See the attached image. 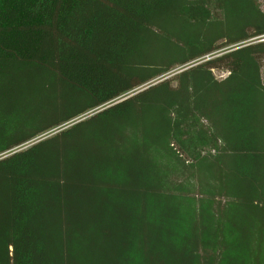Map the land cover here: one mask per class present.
I'll return each instance as SVG.
<instances>
[{
	"label": "trees",
	"instance_id": "trees-1",
	"mask_svg": "<svg viewBox=\"0 0 264 264\" xmlns=\"http://www.w3.org/2000/svg\"><path fill=\"white\" fill-rule=\"evenodd\" d=\"M259 2L0 0V154L9 153L0 157V264H193L194 246L146 214L157 189L145 179L152 131L180 155H196L194 139L214 144L219 193L264 213V41L17 149L176 66L264 35ZM135 118L142 141L119 129Z\"/></svg>",
	"mask_w": 264,
	"mask_h": 264
},
{
	"label": "rangeland",
	"instance_id": "rangeland-1",
	"mask_svg": "<svg viewBox=\"0 0 264 264\" xmlns=\"http://www.w3.org/2000/svg\"><path fill=\"white\" fill-rule=\"evenodd\" d=\"M259 4L264 13V0H260ZM262 41L264 35L233 44L186 65L176 66L145 85L123 94L113 102L37 135L17 149H25L109 105L131 97L143 88L170 79L188 66H194L223 52L238 49L244 44ZM213 74L216 80H223L229 75L228 72L220 71H213ZM261 80L264 84V62L261 67ZM151 117L153 118L154 115ZM141 126L138 118L125 119L124 122L119 123L120 131L129 141H142ZM147 135L150 136V140L147 141L148 151L145 152L150 164L145 179L154 183L157 189L156 195L148 199L149 210L146 214L155 221V224L167 229V233L180 247L189 246L188 248L192 249L194 246L193 264H264V219L261 218L264 217V213H260V209H255L254 206L239 207L242 200L232 195L230 191L229 195L219 193L215 166L218 165L215 163L217 156L215 150L218 149L215 145L205 144V141L196 145L194 139L191 148L195 146L196 155L185 153L180 155L176 151V146L170 145L166 136L156 131L148 132ZM220 145L221 143L218 142V148ZM6 154L9 153L0 154V157ZM255 199L258 198H253ZM255 207L260 208L262 205L257 203ZM159 216L163 217L159 219Z\"/></svg>",
	"mask_w": 264,
	"mask_h": 264
}]
</instances>
